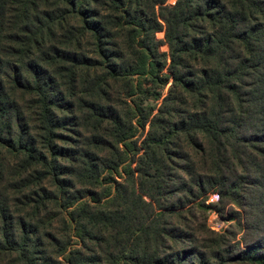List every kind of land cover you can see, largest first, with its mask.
Here are the masks:
<instances>
[{"label":"trees","instance_id":"obj_1","mask_svg":"<svg viewBox=\"0 0 264 264\" xmlns=\"http://www.w3.org/2000/svg\"><path fill=\"white\" fill-rule=\"evenodd\" d=\"M167 1L0 0V264H264V0Z\"/></svg>","mask_w":264,"mask_h":264},{"label":"rangeland","instance_id":"obj_2","mask_svg":"<svg viewBox=\"0 0 264 264\" xmlns=\"http://www.w3.org/2000/svg\"><path fill=\"white\" fill-rule=\"evenodd\" d=\"M157 38L159 40H162L163 39V34H161V33L157 34ZM161 51L162 52H167L168 48L167 47H162ZM215 201H216L215 197H210L209 202H215ZM208 226L212 230L219 232V231L225 230L228 225L226 223H224L223 221H221L220 218L215 213H212V214L209 215V218H208Z\"/></svg>","mask_w":264,"mask_h":264},{"label":"built area","instance_id":"obj_3","mask_svg":"<svg viewBox=\"0 0 264 264\" xmlns=\"http://www.w3.org/2000/svg\"><path fill=\"white\" fill-rule=\"evenodd\" d=\"M169 4H174L176 2V0H168L167 1Z\"/></svg>","mask_w":264,"mask_h":264}]
</instances>
